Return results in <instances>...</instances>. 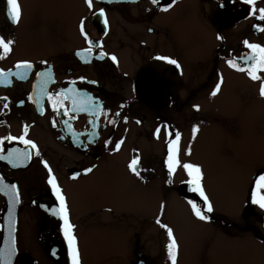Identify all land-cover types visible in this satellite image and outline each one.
<instances>
[{
  "label": "flooded vegetation",
  "instance_id": "obj_1",
  "mask_svg": "<svg viewBox=\"0 0 264 264\" xmlns=\"http://www.w3.org/2000/svg\"><path fill=\"white\" fill-rule=\"evenodd\" d=\"M18 4L21 16L13 24L6 0H0V37L14 41L12 51L0 59V70L15 72L19 61H29L33 68L25 80L10 76V83L0 82V155L7 156L13 148L31 155L17 166L0 160V179L5 185L16 184L19 197V203H13L0 192L3 259L7 264L12 247L11 264H71L61 231L63 221L53 215L59 201L48 184L43 160L64 197L80 264L92 261L90 231L110 238L113 247L115 241L119 246L121 233L125 236L123 251L105 252L101 264H159L169 241L167 231L156 223L161 215L146 212L147 204L155 202L163 213L167 197L174 196L188 206L191 200L203 207L198 194L180 191L187 183L178 179V166L169 178L165 165L168 140L180 133V156L184 145L195 139L194 125L210 128L222 140L228 137L225 135L237 136L244 126V111L254 113L255 127L264 133L260 81L226 63L250 52L245 40L264 46V30H260L264 22L255 18L258 9L264 8V0H255L254 5L244 0H159L157 4L152 0H92V8L85 0H18ZM169 4L167 11L161 10ZM253 8L257 11L250 15ZM100 9L104 16L99 15ZM81 21L87 40L81 34ZM88 47L93 51L85 62L76 53ZM101 52L105 55L98 58ZM157 56L174 59L180 67ZM48 69L54 82L48 83L47 91L75 87L98 102L102 114L70 111L64 116L63 109L52 110L46 96L39 106L29 100L30 94H36L33 85H39L36 72ZM258 75L264 78V72ZM218 82L220 90L210 95ZM194 105L199 106L198 111ZM65 106L71 108V101H65ZM165 126L172 136H166ZM22 134L37 145L35 150L18 139H4ZM135 157L139 161L134 173L128 165ZM88 168L92 170L86 173ZM251 170L254 174L243 202L244 211L249 208L250 212L241 213L244 236L252 235L264 243V209L251 203L250 191L255 177L264 172V149ZM82 189L86 196L83 210L78 207ZM124 189L128 200L122 209L118 197ZM130 189L146 207L138 208L139 214ZM103 196L110 199L102 201ZM217 214L214 210L206 213L208 227L214 221L232 226V221ZM143 223L147 225L144 230L138 228Z\"/></svg>",
  "mask_w": 264,
  "mask_h": 264
},
{
  "label": "rangeland",
  "instance_id": "obj_2",
  "mask_svg": "<svg viewBox=\"0 0 264 264\" xmlns=\"http://www.w3.org/2000/svg\"><path fill=\"white\" fill-rule=\"evenodd\" d=\"M73 1L76 3V0ZM254 118L252 111H244V126L240 127L244 130L239 128L237 136L225 135L228 136L226 140L217 137L219 133H210V128L200 127L195 139L184 145L178 156V179L185 182L188 179L183 164L198 165L202 172V186L213 210L218 212V216L224 217V220L232 221V226L225 227L221 222L214 221L207 223L210 224L208 227L193 215L191 206L174 196L167 197L168 206L160 213V207L154 205L155 202L147 204L146 208L140 205L139 195L134 190H129L138 201V205L134 207L138 214V208H146V212L161 215V223L172 230L177 245L176 264H264V243L252 235L244 236V220L241 217L247 184L254 174L251 168L256 158L262 156L264 149V133L260 127L256 129L257 120ZM84 192L82 189L78 195V207L82 210L86 201ZM118 198V206L123 209L124 202L128 200L125 189L121 190ZM107 199L110 198L102 197V201ZM130 208L132 207L128 206L129 210ZM139 227L144 230L147 225L138 224ZM259 233L262 234L261 231ZM120 235L119 246L115 241L113 247L110 238H103L90 231L88 237L93 244L90 247L92 261L86 264H101L106 257L105 252H118V249L122 252L125 236L122 233ZM158 260L159 264H171L166 246L163 256Z\"/></svg>",
  "mask_w": 264,
  "mask_h": 264
},
{
  "label": "snow or ice",
  "instance_id": "obj_3",
  "mask_svg": "<svg viewBox=\"0 0 264 264\" xmlns=\"http://www.w3.org/2000/svg\"><path fill=\"white\" fill-rule=\"evenodd\" d=\"M175 0H173V3ZM244 2L248 5H254L255 0H244ZM85 3L88 5L89 8H92V0H85ZM153 4L159 3V0H152ZM171 7V4H169L167 7L162 8V11H167L168 8ZM6 8H7V15L8 18L11 20L13 24H16L19 22L20 16H21V9L20 5L18 4V0H6ZM256 9L253 8L250 15H255ZM258 15L255 16V18L259 21L264 22V8L258 9ZM100 16H104L103 9H100L99 11ZM107 22L105 21V24ZM81 34L85 36V39L87 40V34L84 31L83 21H81ZM264 30V29H260ZM220 39V37H217ZM14 41L12 39H5L4 37H0V59L5 58L11 51H12V45ZM244 45L250 49V52L248 54H243L237 58L228 59L226 63L228 66L236 71L245 72L247 76L253 80V81H260L259 86V95L264 98V78H262L258 73L264 72V46H261L259 44L249 43L247 40H245ZM89 44H91V41H89ZM92 48L88 47L82 51H78L76 55L80 57L85 62L87 61L88 57L92 53ZM105 53L101 52L99 54L98 58H103ZM113 62L116 61V58L113 56L111 57ZM156 59L158 60H165L167 63L175 65L177 68L180 67L178 62L174 59H171L169 57H162L157 56ZM237 61H242L244 66H241L240 63ZM41 63H46L42 61ZM16 71L13 72L11 69H9L7 72H4L3 70H0V82L10 83L8 80V77L15 76L19 80H25L27 79L28 72L33 68L32 63L29 61H19L15 65ZM36 77L39 81V85H33L35 96L29 95V100H34V102L39 106L41 104V100L46 96L48 99V103L51 106L53 111H59L63 109L64 116H69V112H84L88 111L92 115L100 116L102 114V109L98 102H95L91 96H85L82 93H80L75 87H67L62 88L59 91L56 92H49L46 90V86L50 82H54V78L52 75L51 69H48L46 71L42 72H36ZM83 79V78H81ZM94 83V82H93ZM220 90V82H218L210 95L215 96L217 92ZM6 99V98H4ZM65 101H71V108H68L65 106ZM8 105L5 104L4 108H7ZM197 111L199 110L198 105L193 106ZM41 111V114L43 113V108L40 107L39 109ZM103 115L107 116V113L104 112ZM71 119H75V117H71ZM110 123L112 121H109ZM139 123V121H137ZM64 124L68 127V129L71 131V124L68 123L67 120L64 121ZM55 127V124H53ZM161 129L158 127L155 131V135L157 137L159 136ZM198 131V128L194 125L192 127V134L193 137H195L196 133ZM23 133H27V126L24 127ZM22 134L19 137L16 136H7L4 137L5 140H19L20 143L24 144L26 147H30L31 149L35 150L37 148V145L30 139H26L25 135ZM165 134L166 136H172L173 134L171 132L167 131V126H165ZM75 136L76 133H73ZM180 133L175 132L174 133V139L168 140V155L165 159V165L168 169V175L169 178L172 177L173 173L176 171L177 166L179 165V159H178V153H179V141H180ZM121 142H117L115 144V149L118 150L120 148ZM107 144V141H106ZM37 156H39V151H36L35 153ZM30 153L27 151H21L18 149H9L7 156L0 155V160H7L10 164L13 166H17L18 163H22L30 158ZM139 158L135 157L132 159V161L129 163L128 168L132 172H136V167L138 165ZM41 163L44 165L46 169H48V184L51 186L53 195L56 197V199L59 201V208L53 211V215H58L60 219L63 221V224L61 226V231L63 233L64 239L67 242L68 245V255L71 260V264H80L79 260V253L77 250V242L76 237L73 235V225L69 222L68 219V213L65 206L64 197L60 192V189L56 183L55 177L52 175V170L49 168L47 162L41 161ZM183 169L186 172L188 176V180L186 183L189 186V190L198 194L201 200L203 201V207H198L196 203L189 200L188 203L191 206L192 213L195 215V217L199 220L206 221L209 219V217L206 215V213H211L213 211V207L209 201V198L205 194L204 188L202 186V172L198 165L192 164V163H185L183 164ZM92 169L88 168L85 169V172H90ZM171 182V179H169V183ZM251 203L254 205H258L261 209H264V172H261L259 175H257L254 179L253 186L251 188ZM0 192H4L6 195H9L11 201L13 203H19V197L17 193V185L11 184V185H5L3 183V180L0 179ZM161 208H163V205H161ZM10 211H11V205H10ZM156 223L160 225L161 228H164L167 231L168 236V244H167V255L168 259L171 261V264H176V250L177 245L176 241L173 237L172 230L167 227V225H164L161 223L160 219L157 218ZM14 253V248L10 247L7 252V256L9 257V260L7 261V264H11L10 257ZM0 264H6L5 260L3 259V250H0Z\"/></svg>",
  "mask_w": 264,
  "mask_h": 264
},
{
  "label": "water",
  "instance_id": "obj_4",
  "mask_svg": "<svg viewBox=\"0 0 264 264\" xmlns=\"http://www.w3.org/2000/svg\"><path fill=\"white\" fill-rule=\"evenodd\" d=\"M188 187H189L188 184H182L181 187H180V191H181L182 193H184L185 195L188 194L187 192H189V193H193L192 191L189 190ZM249 212H250V209H249V208H246V210L243 211L242 215H243V216H244V215H247ZM263 226H264V220H263Z\"/></svg>",
  "mask_w": 264,
  "mask_h": 264
}]
</instances>
